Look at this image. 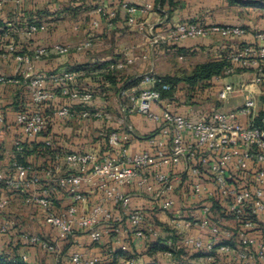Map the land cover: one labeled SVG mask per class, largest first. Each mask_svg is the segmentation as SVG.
Instances as JSON below:
<instances>
[{"label": "built area", "instance_id": "obj_1", "mask_svg": "<svg viewBox=\"0 0 264 264\" xmlns=\"http://www.w3.org/2000/svg\"><path fill=\"white\" fill-rule=\"evenodd\" d=\"M111 2L113 7H99L97 13L114 19L120 10L124 11L127 24L137 28L152 48L214 36L233 42L227 67L212 80L218 89L211 87L204 94L210 98L215 93L220 107L208 114L200 104L198 113L192 109L187 115L172 111L174 95L164 94L172 92L173 85L150 70L134 77L138 79L136 86L114 95L120 127L109 133L97 132L96 138L104 141V146L98 144L85 152L53 151L43 163H21L16 153L22 152L23 143L36 141L52 121H92L95 125L110 122L112 115L106 105L93 107L95 92L79 86L78 72L32 71L33 62L53 54L90 50L94 38L73 44L55 43L31 54L19 53L16 46L10 45L8 52L25 68L19 77L0 74V85L23 82L30 103L15 113L13 121L8 113L0 114V142L13 128L18 133L7 170L0 167V211L8 209L13 195L22 197V203L38 212L56 239L22 231L19 242L55 254L57 262L62 260L59 242L73 238L77 232L87 234L92 243H100L119 232L118 222L126 221L134 238L143 240L147 219L161 212L168 216L170 229L179 237L176 244L202 254L200 264H264V118L258 124L264 109V30L197 22L169 26V15L156 0H141L139 5L125 0ZM149 13L158 14L155 23L138 20L139 14ZM99 25L95 20L94 26ZM159 26L165 31H157ZM46 28L45 24L33 23L25 33L33 36ZM249 35L251 42H243ZM124 66L119 62L109 69ZM236 94L243 97L242 104L226 109L223 102ZM58 98L65 103L49 105L51 109L46 111V104ZM135 115L157 127L146 136L144 149L131 152L129 142L135 133L131 117ZM45 144L53 147L49 139ZM125 186L135 190L125 192ZM85 187L95 189V202L90 201ZM63 195L70 196L72 203L59 204ZM140 197L152 208L135 206L134 199ZM217 211L219 215L214 216ZM14 226V220L5 219L0 223V236ZM148 232L157 234L154 227ZM115 246L107 264H138L129 244L118 238ZM117 252L130 256L116 259ZM165 254L171 256L170 252ZM23 259L27 261V255ZM68 264H100V259L75 250Z\"/></svg>", "mask_w": 264, "mask_h": 264}, {"label": "crops", "instance_id": "obj_2", "mask_svg": "<svg viewBox=\"0 0 264 264\" xmlns=\"http://www.w3.org/2000/svg\"><path fill=\"white\" fill-rule=\"evenodd\" d=\"M125 1L135 5L141 3V0ZM174 3L175 6L171 9L168 21L169 26L182 22H197L206 25L219 24L241 26L252 31L264 30V13L261 11V8L231 4L228 0H174ZM99 7H104L105 9L110 8L113 7V3L111 0H27L21 3H17L14 0H0V17L6 22V26L8 27L6 32L7 37L4 36L3 39L0 38L1 42H3L2 46H0V74L13 78L19 77L21 69L25 68V65L18 63L13 55L8 52V47L10 45L16 46L19 53L31 54L37 48L51 46L55 43L73 44L82 40L94 38L95 45L90 50L85 52H71L68 55L61 56L53 54L49 57L33 62L32 71L34 73H52L67 70V66L84 65V69L76 72L79 73V78L82 81L79 83V86L87 88L93 83L92 78L98 77L100 74L108 71L122 75L124 70H129L127 73L128 76L125 77H136L150 70H153L158 77L171 76L170 69L158 62L159 60H163V57L154 56L155 51L156 53L161 54L159 46L154 48L150 47L148 40L143 34L138 32L137 28L131 27L127 24L124 11L120 10L116 18L108 19L106 17L102 18L97 13ZM74 8L78 9L77 12H75L76 14L73 12ZM22 17L40 21V23L45 24L48 28L46 31L39 32L31 39H21L22 36H24V29L20 27L23 20ZM158 18L159 16L156 13L138 15V20L145 24L155 23ZM95 20H99L100 22V25L97 27L94 26ZM81 27L84 29L82 36L83 39L79 41L72 40L73 42H64L69 38L75 37V34H73L74 31L81 30ZM165 29V27L159 26L157 31H165ZM107 35L113 37L112 40H115L110 42L105 40L104 37H107ZM122 36L125 40L131 41V38H134V36L136 39L132 44H125L121 47V44H119V38ZM251 38L252 36L249 35L242 39V41L251 42ZM239 41L241 42V40ZM227 42L228 41H224L215 36L209 38H189L181 40L173 46L166 45L165 51L175 52L176 54H179V58L182 59L185 55H196L201 50L211 52L217 47L219 49L222 43L230 47L229 50L231 51L234 44L233 42ZM142 46H145V48L142 49ZM175 47L183 48L187 50L188 53H178ZM137 48L139 52L138 54L136 50ZM143 50L145 51L141 55L140 53L143 52ZM219 51L224 53L221 50ZM119 62L125 63V66L122 69H109L111 64H117ZM134 63H136L137 68L136 70H134V68L131 70V66H133ZM145 69H147V71H145ZM5 93L7 95L9 94V99L6 97ZM20 95L24 97L26 96L29 99L28 88L23 82L20 84L9 83L0 85V114L8 113L9 119L13 121L15 113L18 111L15 106H13V103L19 99L18 97ZM108 95L109 98H106V100L97 95L93 107L98 108L106 105L108 108L107 110L112 115V120L107 123L109 126L117 129L120 127V124L118 121L119 113L114 102V92L109 91ZM174 100L175 95L171 103L172 111L183 115L189 114L192 107L190 109V106L179 107L178 103H175ZM60 101L64 100L58 98L55 103ZM67 102L68 101H66V103ZM198 107L200 106L198 105ZM131 122L134 124L135 133L134 136L131 137L129 148L131 152H138L145 148L146 136L155 130L157 125L139 115L132 116ZM55 130L56 129L54 128V131ZM60 131L65 136L58 140L63 151L73 152L86 148L87 145H78L79 142L76 137L69 141L68 135L70 131L68 129H62ZM17 136V129L13 128L0 142V164H9L10 159L14 154V139ZM8 143H10V145L12 144L11 149H5V145ZM45 159L46 156L40 158L33 156L29 159V162L43 163ZM134 190L135 189L132 186H125L123 188V191L129 193ZM84 192L90 196L91 202H95L97 198L95 189L85 187ZM15 196L17 195L11 197V207H8V209H11V212H13L12 210L14 206H16V208L19 207L17 203L13 204ZM72 201L73 200L70 196L64 195L60 196L58 199V203L62 206H66L72 203ZM134 205L145 209L152 208L144 197L135 198ZM22 207L27 210L29 209L24 204ZM7 210L0 211V223L9 218L15 221V226L10 229L8 234L0 236V250L1 252L9 254L17 253L22 256L27 255V261L32 264H68L69 256L75 250H79L88 256L99 258L100 264H107L111 261V251L116 248L115 240L118 238L121 239L122 242L130 245V252L133 255H136L138 264H149L153 262L154 259L148 256L145 241L148 242V239L154 240L159 237L165 238L164 234H161V225H154V222L153 224L151 223L150 220L152 217H149L146 221L144 227L146 230V238L143 240L134 238L132 232L127 228L126 221L118 222L117 227L119 232H113L110 236H106L100 243H92L88 235L84 232H77L73 238L67 241H60L59 245L62 254L59 257H61L62 260L57 262V256H55V254H50L39 247L19 242V234L22 231H25L23 228V219L19 216L11 217L6 215L5 213ZM167 217L166 214L161 213V219H159V217L157 219L168 225ZM26 218H28V221H23H26L24 222L26 224L27 222L31 224L30 233H37V228L41 225L45 230L43 237L51 240L56 239L54 231L50 230L42 222V219H40V221L32 215H28ZM151 227L156 229V235L148 232V228ZM118 257L120 256L117 255L116 259Z\"/></svg>", "mask_w": 264, "mask_h": 264}, {"label": "trees", "instance_id": "obj_3", "mask_svg": "<svg viewBox=\"0 0 264 264\" xmlns=\"http://www.w3.org/2000/svg\"><path fill=\"white\" fill-rule=\"evenodd\" d=\"M163 8L167 10V13L170 17L171 9L175 6L174 0H156ZM231 4H238L241 6L246 7H255V8H264V3L260 2H244L239 0H228ZM88 9V8H87ZM77 8L73 9V12H77ZM76 14V13H75ZM23 20L21 22V28L24 29V32L28 28L30 24H42L40 21H35V19L22 17ZM8 27L6 26V22H4L0 17V38H4ZM38 34V33H37ZM36 35V34H35ZM34 35V36H35ZM231 41H228L229 43ZM3 42H0V46H2ZM173 46V45H170ZM5 48V47H4ZM178 53H188L187 50L183 48H177L175 47ZM226 49H229V47H225ZM223 53L222 56L203 62L201 64H198L194 67L190 75H187L185 77H177V76H165V77H159L164 81H167L173 85L172 92L165 93L164 96L171 97L174 95L175 87L180 82H185L192 90V94L190 96V103L193 105V103L200 102L198 99L199 96H203L208 92V90L213 86L212 80L215 76L220 75L223 73L224 69L228 65L227 60V53ZM107 65V63H106ZM67 70L71 71H78L84 69V65H72L67 66ZM92 84L88 86L90 90H93L95 92V97L101 96L105 100L106 98H109V91H113L114 95H116L121 89H127L131 88L133 86H136L138 83V79H134V77H124L116 72L108 71L106 73L100 74L98 77L92 78ZM82 81L80 78L78 79V84ZM19 99L16 100L13 103V106H15L16 110H22L24 107L30 103V100L25 96H19ZM197 99V100H195ZM210 99V98H209ZM262 101L264 102V96L262 97ZM64 101H60L58 103H47L46 104V111H49L51 107L54 105H62L64 104ZM189 103V104H190ZM202 105L201 103H199ZM51 107H48V106ZM264 118V109L260 113V117L258 119V124L261 125V119ZM95 129L97 131H103L106 133H109L114 128L112 126H109L108 123H96ZM54 128L56 129L54 131ZM62 129H68L70 131L69 133V141L72 140V138L76 137L78 140V145H87L85 149L80 151H73V152H85V151H91L96 149V145H100L101 147L104 146V141H100L98 138L93 139L92 142L89 141L86 138V136L82 133L81 130H78L75 125H73L71 122L66 123L58 120H54L47 126L46 130L39 136L37 141H26L23 143V150L20 153H16V158L21 163H28L31 157L35 156L37 158L44 157L47 154L52 153L53 151H63L61 149V146L59 145V141L61 138L65 137L60 130ZM79 137V138H78ZM57 138V139H56ZM83 138V139H81ZM51 140L53 147L46 146L45 141ZM80 140V141H79ZM72 144V143H71ZM67 152V151H66ZM177 241V236L175 234L169 235L165 238L159 237L155 241L151 242L149 246L147 247V254L149 257L153 258V262L149 264H161L158 260H156L155 256L157 253H171L172 260L170 261V264H190L189 262L185 261L184 257L186 256V252L184 250L176 251L174 250V244ZM169 242L171 245H169ZM130 256V254L117 252L115 256ZM202 254L195 253L193 259H198V257H201ZM0 264H32L28 261H25L23 259V256L21 254H9L6 252H2L0 254Z\"/></svg>", "mask_w": 264, "mask_h": 264}, {"label": "rangeland", "instance_id": "obj_4", "mask_svg": "<svg viewBox=\"0 0 264 264\" xmlns=\"http://www.w3.org/2000/svg\"><path fill=\"white\" fill-rule=\"evenodd\" d=\"M262 12L264 13V8H261ZM48 28V27H47ZM46 28V30H47ZM83 31L84 29L81 27V30H77V31H74L73 34H75V37H72V38H69L67 39V41H64V42H70V41H79L82 38L83 36ZM126 35V34H125ZM33 36H28L26 35V33L24 32V36H22L21 39H25V40H28V39H31ZM80 37V38H79ZM19 38V40H20ZM113 37H110L107 35V37H104L105 40H108L109 42L110 41H113L115 39L112 40ZM18 39V38H17ZM119 44H121V47L125 44H132L134 42V40L136 39L135 36L134 38H131V41L130 40H125V38L120 37L119 38ZM104 40V41H105ZM72 41V42H73ZM127 42V43H126ZM165 46L166 45H160L159 46V51L161 52V54H158L156 53V51L154 52V56H159V57H163V60H159V64L161 65H165L166 68H169L170 69V73H171V76H177V77H185L187 75H190L192 70L194 69V67L198 64H201L203 62H206V61H210V60H213V59H216L220 56L223 55L222 52H220L219 50L223 51L224 53L228 52L229 49H226L225 47L227 46L226 44L222 43L221 46L217 48H215L214 50H212L211 52H206L204 50H201L199 51L196 55H185L183 56L184 58L180 59L179 58V54H176L175 52H167L165 51ZM228 47V46H227ZM145 46H142V49H144ZM230 48V47H229ZM137 50V54L139 53L138 52V48L136 49ZM145 50H143V52H141L140 54L142 55L144 53ZM164 52V53H162ZM229 54V53H227ZM138 64V63H137ZM138 66V65H137ZM132 68H134V70H136V63L133 64V66H131V70ZM129 70H124L122 75L125 77V76H128L127 73H128ZM145 71H147V69H145ZM214 91L216 89H218L219 85H215V86H212ZM6 94V93H5ZM192 94V90L191 88L185 83V82H180L176 87H175V92H174V95H175V100L174 102L175 103H178V106L181 107V106H190L189 109L191 108L192 109V112H200V107H198L199 103H201L203 105V109H205L204 111L206 112V114L210 113L211 111H213V109H216L218 107H220V103L217 101V97H216V94L213 93L210 95V99L207 97L208 95H204L202 96V98L198 99L200 102L198 103H193V105L190 103V96ZM6 97L9 99V94L7 95L6 94ZM197 100V99H195ZM243 102V97L239 94H236L232 97H230L229 99H227L226 101H224V107L226 109H234L236 107H238L240 104H242ZM190 103V104H189ZM71 123L73 125L76 126V128L78 130H81L82 133L86 136V138L88 139V142L91 141L97 136V130L95 129V125H94V122H82L81 123V120L79 121H76V120H73L71 121ZM11 149L12 148V144L10 145V143H8L7 145H5V149ZM5 151V150H4ZM3 162V161H2ZM0 167L2 169H5L7 170V165H4V164H0ZM15 200L13 202V204H18L19 207L16 208V206H14L13 208V212H11V209L9 208L7 210V212L5 213L6 215L8 216H19V217H22L23 220H27L28 221V218H26L28 215H32L36 218H38L39 220L41 219L40 215L38 214L37 211H35L34 209H26L23 206V203H22V197L20 196H15L14 197ZM11 207V205L9 206ZM28 214V215H27ZM219 213L218 211L214 213V216H218ZM161 216V212H155V215L152 216L151 218V223L153 224L154 222V225L158 224V225H161L162 227V235L164 234L165 237L172 235V234H175V232L170 229L167 225V223H163L161 222L159 219ZM159 217V219H157ZM26 218V219H25ZM23 228L25 231H29L31 232V229H30V223L26 222V221H23ZM41 221V220H40ZM42 224V223H40ZM37 233L40 234L41 236H44V228L43 226L39 225L38 228H37ZM164 238V237H163ZM178 238L177 237V241H178ZM156 239L154 240H150L148 239V242L145 241V244L146 246L148 247L149 244L153 241H155ZM177 241L175 242L174 244V250L176 251H179V250H184L186 252V256L184 257L185 261L189 262L190 264H200L199 260H200V257H198V259H193L194 257V254H195V251L192 249V248H185V247H180L181 245L180 244H176ZM16 247H19V246H16ZM146 247V248H147ZM138 255V254H137ZM136 256V255H135ZM156 260H158L161 264H170V261L172 260V257L171 256H168V255H164V253H157V255L155 256Z\"/></svg>", "mask_w": 264, "mask_h": 264}, {"label": "water", "instance_id": "obj_5", "mask_svg": "<svg viewBox=\"0 0 264 264\" xmlns=\"http://www.w3.org/2000/svg\"><path fill=\"white\" fill-rule=\"evenodd\" d=\"M239 1H244V2H260V3H264V0H239Z\"/></svg>", "mask_w": 264, "mask_h": 264}]
</instances>
